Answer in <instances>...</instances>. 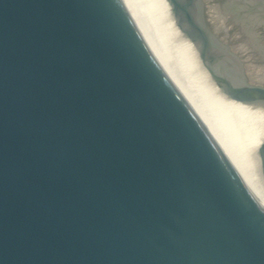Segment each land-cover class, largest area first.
Returning <instances> with one entry per match:
<instances>
[{"label": "water", "instance_id": "1", "mask_svg": "<svg viewBox=\"0 0 264 264\" xmlns=\"http://www.w3.org/2000/svg\"><path fill=\"white\" fill-rule=\"evenodd\" d=\"M168 1L216 84L264 108ZM0 264H264V203L125 0H0Z\"/></svg>", "mask_w": 264, "mask_h": 264}, {"label": "bare ground", "instance_id": "2", "mask_svg": "<svg viewBox=\"0 0 264 264\" xmlns=\"http://www.w3.org/2000/svg\"><path fill=\"white\" fill-rule=\"evenodd\" d=\"M125 2L154 56L232 165L264 203L260 155L264 144V108L235 100L216 84L199 50L178 26L168 0ZM240 7L242 12L247 11L241 4ZM242 18L246 20L245 16Z\"/></svg>", "mask_w": 264, "mask_h": 264}, {"label": "flooded vegetation", "instance_id": "3", "mask_svg": "<svg viewBox=\"0 0 264 264\" xmlns=\"http://www.w3.org/2000/svg\"><path fill=\"white\" fill-rule=\"evenodd\" d=\"M177 1V11L181 21H186L190 24L193 30H199L210 42L213 54L209 55L210 61L213 63L216 61L217 57L220 56L223 61V65L226 67L225 71L230 74L234 80L240 84L246 86H256L264 88V81L261 82H251L246 73V62L247 59L242 54L243 47L240 45H232L228 42L220 33L222 31L226 32V19L230 21L232 17H241L243 14L240 7H237L239 12L229 13L226 11V5L229 3H235L242 0H176ZM245 1V0H244ZM248 1V0H246ZM250 3L255 5V0H249ZM253 9V8H252ZM255 11V10H254ZM233 15V16H232ZM246 16L249 14H245ZM258 14L251 13L250 16L256 17ZM252 18V19H253ZM240 19V18H239ZM248 19V18H247ZM223 22L221 25L220 23ZM218 23V24H217ZM241 20L236 22V30L238 32H245L251 35L250 40L247 38L245 41L251 42V50L247 51L249 54V59L251 63L257 67L259 64L264 66V35H259V23L257 19L251 21L249 28L248 25L242 26ZM256 23V24H255ZM263 25V24H262ZM254 26V27H253ZM255 28V29H254ZM255 30V31H254ZM255 33H253V32ZM264 33V28H262ZM228 32V31H227ZM253 33V34H252ZM262 43V44H261ZM218 55V56H217ZM247 57V56H246Z\"/></svg>", "mask_w": 264, "mask_h": 264}, {"label": "rangeland", "instance_id": "4", "mask_svg": "<svg viewBox=\"0 0 264 264\" xmlns=\"http://www.w3.org/2000/svg\"><path fill=\"white\" fill-rule=\"evenodd\" d=\"M246 2V3H245ZM255 5L250 3V2H247V1H244L241 2V5L245 7V9L247 10L246 12H242L244 13L243 16L246 17V20H243L245 18H238V21L242 20L241 24L243 27H245V25H248V27L250 28V21H252V18L253 16H250L248 15V18L247 19V16L245 14H251L252 12H254V10L257 12V16H258V19H257V23H261L259 28H258V31H259V34L258 36L260 35H264L263 31H262V28H264V0H255ZM258 6V7H257ZM237 7H240V4L237 5L235 3H232V4H228L226 5V11L229 12V13H235V12H239V10L237 9ZM243 7V9H244ZM260 7V8H259ZM241 8V11H242V7ZM253 8V9H252ZM259 8V9H258ZM233 16V15H232ZM262 16V17H261ZM252 17V18H251ZM237 17H232L230 19V21H228L226 19L225 21V26H226V32L225 31H222V33H220V36H222L224 39H226L228 42H231L232 45H237L238 47H240V45L243 47L242 49V54L243 56L247 59V62H246V73H247V76L253 80L254 82H261V81H264V66L259 64L257 67H255L252 63H251V60L249 59V54L247 51L251 50V42L250 41H245V39L247 40V38L250 40V38H252L251 35H248L246 34L245 32H238L236 30L237 26H236V22H238L236 20ZM254 19V18H253ZM218 23H220L219 21H217ZM217 23V24H218ZM221 25L223 24V22L220 23ZM263 24V25H262ZM228 31V32H227ZM247 56V57H246Z\"/></svg>", "mask_w": 264, "mask_h": 264}]
</instances>
